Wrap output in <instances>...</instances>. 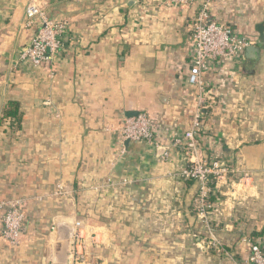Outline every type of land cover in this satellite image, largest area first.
I'll return each mask as SVG.
<instances>
[{
  "label": "crops",
  "instance_id": "obj_1",
  "mask_svg": "<svg viewBox=\"0 0 264 264\" xmlns=\"http://www.w3.org/2000/svg\"><path fill=\"white\" fill-rule=\"evenodd\" d=\"M29 1L0 0V205L20 198L26 211L21 243L12 245L0 206V264H52L58 217L84 224L83 254L72 250V264H244L247 241L264 244V0L212 2L210 18L257 39L262 55L254 74L245 73L247 59L232 64L224 95L205 110L194 159L219 155L249 171L241 181L220 179L208 223L173 146L200 93L188 74L203 0H34L70 31L52 60L21 68L41 26L25 23ZM10 101L19 118L4 117ZM136 112L151 116L158 146L131 141L126 149L120 129Z\"/></svg>",
  "mask_w": 264,
  "mask_h": 264
},
{
  "label": "built area",
  "instance_id": "obj_2",
  "mask_svg": "<svg viewBox=\"0 0 264 264\" xmlns=\"http://www.w3.org/2000/svg\"><path fill=\"white\" fill-rule=\"evenodd\" d=\"M195 1L163 0L165 4L174 6H188ZM212 2L213 0L202 1L193 23L188 82L196 86L200 92L197 105L192 113L190 127L176 136L173 143V146L179 147L184 154L185 167L180 175L193 179L198 184L194 209L200 220L206 223L209 222L213 212L219 211L210 198L218 191L217 185L220 179L232 176L234 179L239 177L241 181L249 177V171L225 164L219 155L210 161L194 159L205 128V110L213 108L218 102V97L224 95L221 89L229 82L232 64H238L240 67L246 59V48L257 43V39L238 34L233 26L210 18ZM37 20L41 22V26L31 42L21 51L17 62L21 68L52 60L55 54L64 48L68 37L70 30L67 23L51 19L42 7L34 3V0H30L26 8L25 23L32 25ZM213 73L219 77L217 80L212 83L205 80L206 74ZM120 131L124 140L159 145L155 140L152 118L148 112H140L136 116L127 118ZM57 191L64 193L63 186L59 185ZM0 206L5 209L2 236L12 245H19L26 223L25 202L16 198L3 202ZM83 231V222L77 221L73 244L75 257H81L83 254L85 239ZM247 242L249 256L244 264H264V244L250 240Z\"/></svg>",
  "mask_w": 264,
  "mask_h": 264
},
{
  "label": "water",
  "instance_id": "obj_3",
  "mask_svg": "<svg viewBox=\"0 0 264 264\" xmlns=\"http://www.w3.org/2000/svg\"><path fill=\"white\" fill-rule=\"evenodd\" d=\"M260 40L264 43V26L259 25ZM245 55L248 63V69H245L246 74H254L256 66L262 55V48L258 44L250 45L245 50ZM138 115V112L134 116ZM131 140H126L125 147L128 150ZM167 148L160 147L159 153L166 151ZM75 220L72 217H58L53 222L52 227V245L53 258L52 264H72L71 254L73 250L74 235H75Z\"/></svg>",
  "mask_w": 264,
  "mask_h": 264
},
{
  "label": "trees",
  "instance_id": "obj_4",
  "mask_svg": "<svg viewBox=\"0 0 264 264\" xmlns=\"http://www.w3.org/2000/svg\"><path fill=\"white\" fill-rule=\"evenodd\" d=\"M4 117L19 118V104L15 101H10L8 108L4 112Z\"/></svg>",
  "mask_w": 264,
  "mask_h": 264
}]
</instances>
